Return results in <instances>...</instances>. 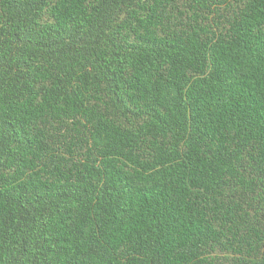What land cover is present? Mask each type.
Listing matches in <instances>:
<instances>
[{"label":"trees","instance_id":"16d2710c","mask_svg":"<svg viewBox=\"0 0 264 264\" xmlns=\"http://www.w3.org/2000/svg\"><path fill=\"white\" fill-rule=\"evenodd\" d=\"M0 264H264V0H0Z\"/></svg>","mask_w":264,"mask_h":264}]
</instances>
